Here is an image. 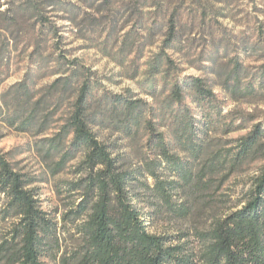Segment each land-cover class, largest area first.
I'll list each match as a JSON object with an SVG mask.
<instances>
[{"label":"trees","instance_id":"16d2710c","mask_svg":"<svg viewBox=\"0 0 264 264\" xmlns=\"http://www.w3.org/2000/svg\"><path fill=\"white\" fill-rule=\"evenodd\" d=\"M22 1L34 25H48L40 6ZM71 13L67 20L80 32L78 14ZM19 19L18 10L6 17L0 48L23 41L14 32ZM140 25L116 49L109 38L100 48L121 66L129 58L131 79L139 77V62L153 45L138 40L140 29H152ZM168 27L160 52L146 63L150 77L163 79L162 90H147L152 102L99 90L77 60L56 69L58 77L46 87L33 90L21 82L1 96L0 117L19 132L44 136L37 150L50 162L51 175L73 179L56 190L67 203L47 211L34 179L0 153V264H264V126L223 144L211 137L222 113L215 110L217 97L200 78L169 80L180 70L167 52L179 33L174 15ZM96 127L143 141L149 152H142L141 168L125 169ZM257 162L263 164L232 207L221 210L215 196L208 197ZM164 217L179 226L153 233L154 221Z\"/></svg>","mask_w":264,"mask_h":264},{"label":"rangeland","instance_id":"374dc122","mask_svg":"<svg viewBox=\"0 0 264 264\" xmlns=\"http://www.w3.org/2000/svg\"><path fill=\"white\" fill-rule=\"evenodd\" d=\"M24 2L0 0V28L6 17L18 10L20 23L14 32L23 38L0 48V98L21 82H28L33 90L46 87L58 77L52 75L56 69H65L67 62L77 60L85 71H90L99 90L128 97L132 93L152 102L147 90L151 86L162 90L163 79L162 75L150 77L146 63L160 52L167 38L168 22L174 15L179 33L167 52L180 70L172 71L169 80L200 78L213 90L217 97L216 113H222L211 137L223 144L247 135L258 124L264 126V0H30L41 7L46 26L30 21L31 12L23 10L29 3ZM105 2L108 4L103 5ZM71 10L78 14L80 32L67 20L74 16ZM140 20L152 29L150 33L140 29L138 40L153 45L146 47L139 62V77L131 79L129 58L126 66H121L100 48L109 38V48L116 49L130 28L141 26ZM95 25L99 26L96 32ZM241 124L244 129L228 133V125ZM95 132L102 141L114 146L115 156L125 169L137 172L141 168V154L149 152L142 149L143 141H129L105 127H96ZM43 138L33 132H19L0 117V153L34 179L43 208L54 212L67 203L65 195L59 197L58 185L73 177L69 173L51 175L50 162L37 150ZM262 164L244 167L223 185L219 180L220 192L208 197L215 196L214 202H219L221 210L232 207ZM178 226L164 217L154 221L151 231L173 233Z\"/></svg>","mask_w":264,"mask_h":264}]
</instances>
